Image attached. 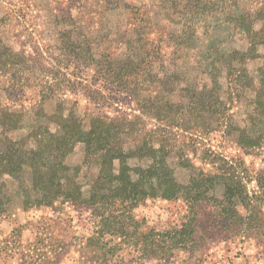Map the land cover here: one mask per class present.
Here are the masks:
<instances>
[{
  "label": "rangeland",
  "instance_id": "374dc122",
  "mask_svg": "<svg viewBox=\"0 0 264 264\" xmlns=\"http://www.w3.org/2000/svg\"><path fill=\"white\" fill-rule=\"evenodd\" d=\"M185 1L0 0V50L14 56L13 64L0 69V108L22 115L21 128L11 136L39 127L54 132L48 118L61 104L63 114L72 112L85 130L94 118L118 124L125 131L118 137L125 152L143 144L167 150L181 187L167 199L153 182L156 192L146 184L144 195L126 200L129 188L104 174L107 180L98 182L97 163L93 158L85 164L81 144L66 158L60 178L66 192L79 189V200L41 203L28 167L18 178L0 173V264H264V120L255 90L231 89L228 64H210L209 44L217 39L224 53L243 47L244 37L227 18L256 15L264 11V0H223L213 14L196 18L182 13ZM255 26L264 28V17ZM65 32L79 45L89 44L97 62L101 55L116 61L117 71L111 66L110 74H117V82L62 53ZM182 32L194 34L195 41L191 50L176 54L187 82L209 92L217 80L221 104L206 111L184 93L174 95L170 99L180 107L157 120L132 93L142 81V96L150 90L155 96L151 80L130 78L123 88L119 67L140 39L146 48L159 46L169 62L175 47L167 34ZM263 67L264 57L247 62V80L257 85ZM247 139L259 143L245 150L239 142ZM34 145L28 141V148ZM127 165L145 169L149 160L132 158Z\"/></svg>",
  "mask_w": 264,
  "mask_h": 264
},
{
  "label": "trees",
  "instance_id": "16d2710c",
  "mask_svg": "<svg viewBox=\"0 0 264 264\" xmlns=\"http://www.w3.org/2000/svg\"><path fill=\"white\" fill-rule=\"evenodd\" d=\"M172 1V0H171ZM223 0L208 2L206 0H186L183 5V14H194V18L213 14L218 5ZM176 6V4H175ZM264 9V8H263ZM264 11L261 10L253 15L250 12L238 17L227 18L232 26V31L242 34L243 47L229 50V53L219 48L217 39L209 42L211 45L210 58H214L210 64L222 63L227 65V79L235 91L245 88L255 90V106L264 120V67L260 70L261 80L255 85L254 81L246 75L244 65L247 62L264 57V28L256 29L255 22L263 19ZM195 31V30H194ZM140 34V31H137ZM169 42L175 47V53L172 59L166 62L159 46L146 48L142 42L137 41V47L132 46V54L127 62L121 63L119 67V84L125 88L130 85V78H143L145 81L151 80V84L157 91L150 90L148 97L144 98L141 88L142 81L134 86V96L137 97V103L141 106L144 101L147 103V110L150 116L157 120H163L164 111L174 107H180V103H174L170 97L174 95L188 96L190 104L203 107V110H214V107L221 104L219 101V89L217 80L213 81V87L209 90L197 92L192 83L187 82L185 68L180 66L176 56L178 52H187L193 46L194 34L182 32L180 34H167ZM62 53L71 56L75 60L82 59L87 67L97 68L96 72L103 80L107 77L113 78L117 82V74L111 73V66H115L117 71V62L111 61L109 55H101V62H97L89 44L79 45L69 33L65 32L62 36ZM216 42V43H215ZM214 44V45H213ZM0 50V69L5 68L10 63L11 53L7 48ZM12 56L11 58H13ZM233 63L240 64V68H232ZM215 66L212 68L214 71ZM216 70V69H215ZM208 77L216 79L217 77L209 72ZM146 81V82H147ZM183 83L186 87L182 86ZM151 87L148 84V88ZM136 92H139L138 95ZM153 93V94H152ZM200 97H199V96ZM199 97V98H198ZM143 100V102H142ZM144 102L143 105L145 106ZM61 104L58 111L52 117L48 118L49 123L53 124L54 132L50 133L47 128L33 130L23 137H12L11 134L21 128L22 115L12 112L7 108H0V173L18 178L25 167L31 170L34 188L41 193V203H51L59 197L65 200L76 201L80 199L79 189L70 188L71 192H66L65 184L60 182V178L67 172L65 166L66 158L71 155L77 144L83 146L85 164L94 158L99 171L98 182L109 180L110 183H116L123 189H128V195L124 196L126 200H135L136 197L144 195V186L149 184L152 188L153 182H156L163 198H175L181 190V187L175 183L172 177V170L169 168L167 159L169 152L162 147L152 148L148 144L136 147L134 151L125 152L118 143V137L125 133L117 124L107 122L101 118H94L91 121L88 130H85L80 120L72 113L63 114ZM35 142L33 148H28V141ZM256 141V142H255ZM259 140H250L239 142V146L248 149L257 145ZM136 158L137 160L148 159L149 165L144 168H130L127 160ZM116 164V166H115ZM103 174L106 176L103 179ZM137 176L133 181L131 175ZM195 182V181H194ZM193 182V184H194ZM125 184V185H124ZM193 186V185H192ZM74 187V185H73ZM187 188V187H186ZM192 188V187H191ZM187 188V189H191ZM139 189V190H138ZM119 191L120 190L117 188ZM137 190L138 192H135ZM154 192L156 190L152 188ZM0 195L1 193L0 187ZM72 195V196H70ZM119 197V194L118 196Z\"/></svg>",
  "mask_w": 264,
  "mask_h": 264
}]
</instances>
